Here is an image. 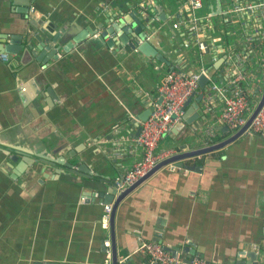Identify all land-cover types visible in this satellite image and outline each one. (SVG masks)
<instances>
[{
    "label": "crops",
    "instance_id": "1",
    "mask_svg": "<svg viewBox=\"0 0 264 264\" xmlns=\"http://www.w3.org/2000/svg\"><path fill=\"white\" fill-rule=\"evenodd\" d=\"M148 1L152 23L142 17L146 0H34L28 13L0 0V264L109 263L106 203L93 184L103 180L113 191L114 179L137 159L134 121L148 116L164 75L199 67L191 33L171 27L186 12L185 1ZM232 1L259 0H206L199 11L216 48L204 56L214 77H224L234 54L244 53L248 35L264 33V18L255 31L256 13L241 15L243 27L235 28L222 14ZM131 14L146 22L157 57L119 55V36H136ZM60 31L69 34L58 42L57 58L37 61L34 36L51 39ZM13 40H20L18 51L4 52ZM201 92L159 149L205 145L203 130L211 122L215 142L232 134L218 122L222 100L197 101ZM48 140L56 144L43 151ZM183 164L157 170L119 203V260L152 264L138 250L145 240L164 243L183 261L197 255L217 264H252L254 253L264 264V134L246 131Z\"/></svg>",
    "mask_w": 264,
    "mask_h": 264
},
{
    "label": "built area",
    "instance_id": "2",
    "mask_svg": "<svg viewBox=\"0 0 264 264\" xmlns=\"http://www.w3.org/2000/svg\"><path fill=\"white\" fill-rule=\"evenodd\" d=\"M152 2V0H150ZM186 12L179 13L171 23L172 29H182L191 33L192 42L197 49L196 57L199 67L196 69L172 68L163 77L151 99L152 111L147 119L140 121L141 130L133 138V144L139 149L137 159L124 173L117 176L113 186L117 192L134 185L160 161L179 152L177 147L159 149L161 139L171 134L176 124L183 120L186 111V102L200 91L208 101L219 97L223 108L218 116V122L232 133L242 128L258 105L264 88V33H256L245 38L247 46L244 53L237 51L233 56L232 65L224 77H214L209 68L204 65V56L210 50L216 51L208 39V27L204 26L199 11L204 8L206 0H184ZM149 2L142 3V17L151 21L152 15L145 11ZM33 10V8L31 7ZM256 13L255 31L262 29L264 18V1H232L225 6L222 14L231 20L233 25L243 27L240 16ZM238 19V20H237ZM240 20V21H239ZM149 22V26L150 25ZM8 54L1 57L8 60ZM202 75L208 78L207 88H201L199 79ZM262 81V83H261ZM204 90V91H203ZM201 92V93H202ZM246 131L264 134V103L254 116ZM205 145L215 143V123H207L203 130ZM175 168L177 166H174ZM112 203L104 205L102 218L109 227ZM110 247L109 240L106 241ZM264 249V241H263ZM138 250L146 253L152 264H217L194 255L188 261H183L173 255L162 242L142 241ZM110 264V263H107Z\"/></svg>",
    "mask_w": 264,
    "mask_h": 264
},
{
    "label": "water",
    "instance_id": "3",
    "mask_svg": "<svg viewBox=\"0 0 264 264\" xmlns=\"http://www.w3.org/2000/svg\"><path fill=\"white\" fill-rule=\"evenodd\" d=\"M15 4H20L22 5V7H18L17 11L19 13H28L30 6L32 5L34 0H12ZM132 18L135 19V22H132V26H136L135 29V33L136 36H131L130 34H127L126 32H124L122 35L119 36V44H122L123 49L120 51L119 55H123L124 59L130 55V54H135V53H142L144 55L147 56H153V57H157L158 56V51L155 48V46L151 43V40H149V38H147V33L145 32L147 29V27H145V21H147V19H145V21L142 20V18H137L136 15L131 14ZM25 17V16H24ZM63 31V30H62ZM69 32L65 31V32H61L60 33H56L53 34V36L51 37V39L49 38H43V35H36L34 36L35 40L38 42L37 44V49L40 50L39 55L37 56V61L42 62L43 64L48 62V60L50 59H56L57 58V50L61 49L60 47L56 50V48L59 46L57 45L58 42H60L62 39H66L68 36ZM22 37V36H21ZM73 41H69L70 45L74 43V41L76 39H72ZM109 46H111L112 48L114 47V43L113 41H110ZM28 45H31V43H28ZM54 46V47H52ZM71 47V46H69ZM20 48V40H13L10 42V45H7L4 47V52H17L18 49ZM67 49V48H66ZM119 49V48H118ZM49 50L50 53H47L46 51ZM120 50V49H119ZM118 51L115 50L114 53H117ZM207 83H208V78L205 75H202L199 79V84L201 86V88L206 89L207 88ZM204 96V92L200 93V95L197 98L198 100H201V97ZM193 97H191L187 102H186V107L187 105H189L192 101H193ZM264 103V88H263V92L262 95L260 97V100L258 102L257 107L255 108V110L253 111V113L250 115L247 123L240 128L238 131L230 134L226 139L222 140V141H216L215 143H212L210 145H202V146H197V147H193L191 149L187 148V145H183L180 147V151L175 153L174 155L160 161L150 172H148L144 177H142L138 182H136L134 185L124 189L122 192H117L115 188H113V191L108 189L109 186L105 185V181L103 180H98V182H96L95 184H93L94 189H96V191H98V194L100 197L104 198V202L106 204H110L112 203V211H111V215H110V220H109V227H110V240H111V257H110V264H133V258L132 257H128L126 258L124 261H120L119 260V252L117 249V244H116V237H115V212L116 209L119 205V203L123 200V198L129 194L131 191H133L136 187H138L141 183H143L147 178H149L152 174H154L157 170L161 169L164 166L170 165V164H174V165H178V166H184L183 161L185 159H189V158H193L202 154H206L215 150H219L221 148H223L224 146L228 145L229 143L233 142L234 140H236L238 137H240L242 134H244L246 132V129L249 127L251 121L253 120L254 116L257 114V112L259 111V109L262 107ZM196 104H198L196 102ZM152 111V107L150 106V110L148 113V116L150 115ZM147 116V117H148ZM139 116L135 119L134 122H136L137 125V132L136 135L139 134L140 130H141V126H140V121H143L145 119H147ZM226 129H228L225 126ZM59 137V136H57ZM55 142H53L52 140H48V141H43L40 145V148L44 151V150H48L49 148H51L52 146H55ZM61 145H58V147ZM60 161L59 163H61L62 165L68 167L69 169H73L76 166V163L67 160V161H63V160H58ZM187 168H191V169H195V170H199V168H201V166H195V167H190V166H186ZM104 185L106 188H104ZM110 185V184H109ZM114 187V186H113ZM105 250H108L107 247H105ZM173 255L177 256V252L173 249H169ZM251 260H252V264H258V260L256 258V256L251 254L250 255ZM47 264H69V263H47Z\"/></svg>",
    "mask_w": 264,
    "mask_h": 264
},
{
    "label": "rangeland",
    "instance_id": "4",
    "mask_svg": "<svg viewBox=\"0 0 264 264\" xmlns=\"http://www.w3.org/2000/svg\"><path fill=\"white\" fill-rule=\"evenodd\" d=\"M235 28H237L235 25H233ZM232 27V26H231ZM233 38V37H232ZM262 49H264V48H262ZM194 50V53H196L197 52V49L195 48V49H193ZM261 83H262V81H261Z\"/></svg>",
    "mask_w": 264,
    "mask_h": 264
}]
</instances>
